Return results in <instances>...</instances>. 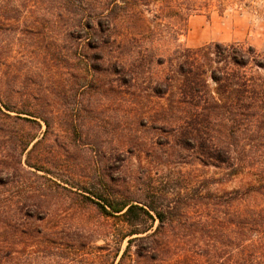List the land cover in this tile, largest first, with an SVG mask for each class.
Masks as SVG:
<instances>
[{"label": "rangeland", "instance_id": "374dc122", "mask_svg": "<svg viewBox=\"0 0 264 264\" xmlns=\"http://www.w3.org/2000/svg\"><path fill=\"white\" fill-rule=\"evenodd\" d=\"M121 2L0 0V226L30 228L34 238L26 252L21 228L12 264H117L112 235L125 227L101 213L97 198L169 212L172 238L183 212L224 216L229 192L239 194L234 211L264 224V187L252 192L264 182V132L204 131L206 141L251 144L241 175L205 167L180 143L184 114L168 105L162 83L175 70L162 60L179 46L242 42L264 53V0H192L180 37L172 14L156 21ZM2 230V242L14 236Z\"/></svg>", "mask_w": 264, "mask_h": 264}, {"label": "trees", "instance_id": "16d2710c", "mask_svg": "<svg viewBox=\"0 0 264 264\" xmlns=\"http://www.w3.org/2000/svg\"><path fill=\"white\" fill-rule=\"evenodd\" d=\"M121 1L129 8H141L156 21L162 22L172 14L171 18L179 21V31L176 26L177 30L173 28L172 32L179 37L184 35L189 17L195 12L192 0H114V4L120 7ZM162 61L175 68L162 83L164 94L170 96L166 99L168 105L184 114L179 121L183 130L180 143L196 150L205 167H227L232 178L244 173L251 164L244 158L251 144L206 141L202 136L208 129L225 131L235 139L264 132V53L248 43H210L198 48L179 46L172 56ZM120 65L123 75L127 74ZM176 86L178 102L171 98ZM253 165L256 175L262 178L264 171L260 175L258 164ZM260 184L263 186L252 185V192L262 193L264 182ZM228 195V211L224 216H215L213 222L190 219L183 212L185 219L179 222V238L171 237L175 226L170 213L152 204L102 198L94 203L103 215L125 227L112 235L113 243L119 246L114 256L115 261L120 256L117 264H264V224L255 222V213L248 216L234 211L232 203L239 194L229 192ZM1 227L4 234L12 232L14 236H7L6 242L0 240V264L17 263L20 258L17 256H21L17 239L23 236L21 228L25 227L8 221ZM254 227L258 229L255 232L251 230ZM25 229L29 244L24 249L30 252L34 238L31 229ZM124 242L127 246L121 254ZM105 248L111 249L100 247ZM30 255L27 253V257Z\"/></svg>", "mask_w": 264, "mask_h": 264}]
</instances>
